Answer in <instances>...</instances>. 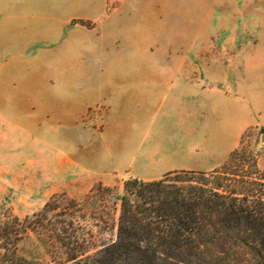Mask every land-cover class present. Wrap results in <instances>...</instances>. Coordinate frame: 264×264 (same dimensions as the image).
Returning a JSON list of instances; mask_svg holds the SVG:
<instances>
[{"label": "rangeland", "instance_id": "obj_1", "mask_svg": "<svg viewBox=\"0 0 264 264\" xmlns=\"http://www.w3.org/2000/svg\"><path fill=\"white\" fill-rule=\"evenodd\" d=\"M82 3L78 11L90 13L91 8ZM143 7L154 13L126 19L129 27L125 32H109L114 21L109 17L111 3L105 11L95 8L96 19H62L66 30L52 33L51 51L38 54L51 65L31 67V80H17L21 75L13 67L5 68V78L0 80V209L24 219L64 194L82 200L102 183L113 189L108 205L114 214L112 207L119 202L130 174L117 151L131 141L137 127L131 122L134 114L111 113L94 90L96 84L107 89L123 83L92 82L90 77L96 74L115 80L139 73L189 72L208 77L213 91L220 89L222 97L227 93L228 103L225 111L216 113L213 92L210 127L205 132L213 139L227 136L226 146L220 149L222 165L238 150L226 170L235 175L229 174L226 183L239 190L242 137L251 127L264 126V0H157ZM58 21L51 20L52 32ZM122 22L116 19L114 23ZM43 24L47 30V21H36L39 29ZM97 25L105 28L99 38L107 48L92 50L98 32L91 29ZM34 29L32 38L42 35L36 26ZM158 43L163 49H155ZM83 74L89 77L74 80ZM121 98L113 99L118 103ZM256 134L245 140L254 151L264 144L262 136L256 145ZM246 164L252 171V164ZM98 230L94 228L101 239H111L112 233ZM256 247L251 237L239 230L232 238L210 245L207 260L264 264V250L259 256ZM19 249L24 256L46 264L65 259L60 248L59 252L47 251L45 241L35 233L25 238Z\"/></svg>", "mask_w": 264, "mask_h": 264}, {"label": "trees", "instance_id": "obj_2", "mask_svg": "<svg viewBox=\"0 0 264 264\" xmlns=\"http://www.w3.org/2000/svg\"><path fill=\"white\" fill-rule=\"evenodd\" d=\"M256 131L259 146L264 126L247 130L239 146V190L226 183L229 174L235 175L226 171L238 153L234 150L211 173L176 170L152 181L127 179L119 202L112 207L114 214L108 205L113 189L102 183L82 200L64 194L24 219L0 209V264H46L20 252V243L32 233L45 241L47 251L61 249L65 259L58 264H217V259L207 260L208 247L239 230L251 237L260 256L264 144L254 151L245 143ZM248 162L252 171L246 167ZM94 228L112 233L111 239H101Z\"/></svg>", "mask_w": 264, "mask_h": 264}, {"label": "crops", "instance_id": "obj_3", "mask_svg": "<svg viewBox=\"0 0 264 264\" xmlns=\"http://www.w3.org/2000/svg\"><path fill=\"white\" fill-rule=\"evenodd\" d=\"M82 2H86L88 9L91 8L90 13L78 11ZM153 2L157 0H0V80H4L2 76L7 73V67H13L21 75L17 80H31V67L51 65L50 60L41 59L42 54H38L51 51L49 44L55 39L52 33L56 35L66 30V22L62 19H96L95 8L98 12L105 11L111 3L109 17L113 16L114 21L109 32H125L129 27L126 19L143 18L154 13L143 7ZM39 19L47 21V30L44 24L41 29L36 25ZM52 19L60 20L53 32ZM116 19H121L122 25L117 26L114 23ZM35 26L42 34L38 38L31 37ZM101 28L97 25L91 29L98 32L92 50L107 48L99 38L100 32L105 30L102 28L101 31ZM155 49H163V45L158 43ZM80 77L89 75H79L74 80ZM90 78L95 83H123L109 85L107 89H101V85L96 84L94 90L99 94L97 97L108 104L111 113L135 115L131 122L136 124V135L117 151L122 165L130 171L129 178L154 180L171 171H207L222 163L220 149L226 146L227 136L213 139L205 130L210 127L213 92L216 95V113L225 111L228 99L227 93L221 96L220 89L213 91L208 77L177 72L127 74L122 75L120 80L111 79L112 76L107 74H96ZM117 95L122 96L118 103L114 100ZM158 109L162 111L158 112ZM147 128H150L149 133Z\"/></svg>", "mask_w": 264, "mask_h": 264}]
</instances>
